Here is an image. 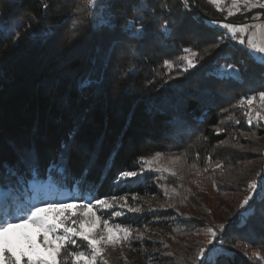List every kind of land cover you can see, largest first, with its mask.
Returning a JSON list of instances; mask_svg holds the SVG:
<instances>
[{"label":"trees","instance_id":"trees-1","mask_svg":"<svg viewBox=\"0 0 264 264\" xmlns=\"http://www.w3.org/2000/svg\"><path fill=\"white\" fill-rule=\"evenodd\" d=\"M197 2L198 8L195 0H188L187 7L183 0H105L104 15L114 27L88 29L85 35L96 41L92 45L100 48L98 56L93 49L86 53L75 46L76 51L59 62L58 46L47 44L41 36L49 29L59 36L74 0H0V161L16 165L22 150L30 149L43 169L57 159L61 145L75 133L76 148L68 167L76 178L88 168L79 195L130 200L154 194L157 188L159 192L161 186L154 173L130 178L121 177V172L135 171L139 157L178 152L198 140L193 164L205 171L203 181L209 187L225 191L233 179L224 178L215 167L229 170L246 158V152L240 154L247 146L241 133L255 130L259 138L264 137V120L249 123L248 104L238 103L241 97H257L264 91V75L239 51L238 42L220 39L225 35L222 24L245 22V17L229 19L209 0ZM133 18H141L133 32L144 25L142 40L124 32ZM130 43L132 48L125 49ZM183 48L198 55L185 54ZM181 56L192 59L195 66H188ZM165 60L173 61V66L166 67ZM228 64L239 72L238 77L220 75L221 67ZM82 81H88V87L81 88ZM228 145L234 150L225 148ZM261 162L259 169L247 173L245 166L238 167L244 171L238 184L256 174L258 180L264 177ZM20 167L23 170L24 165ZM8 179L6 172L5 182ZM33 191L38 201L44 200L45 191H27L24 186L18 194ZM240 195L236 192L237 198ZM248 195L222 209L215 225L209 222L216 232L205 248L209 264H264L244 251L247 246L264 254V203L254 197L241 207ZM143 218L154 219L151 226L156 227L168 222L160 212L122 221L136 225ZM196 264H202V258Z\"/></svg>","mask_w":264,"mask_h":264},{"label":"rangeland","instance_id":"rangeland-1","mask_svg":"<svg viewBox=\"0 0 264 264\" xmlns=\"http://www.w3.org/2000/svg\"><path fill=\"white\" fill-rule=\"evenodd\" d=\"M258 4H264V0H248L247 4H245L244 0H237L235 6H233V0H220V11H225L229 19H233L237 15L244 16L245 22L236 23L233 27L243 28L247 26V31L243 34L245 37L255 35L257 40H264V20L257 21L256 17L251 15L259 11L256 9V5ZM77 7L81 10L76 11ZM104 7L105 4L103 5V14L106 12ZM95 11L97 17H99L101 8H97ZM229 11L233 15H229ZM74 20L78 21L75 27H73ZM93 23L92 13L88 10L85 0H74V4L70 9V16L67 17L64 26L60 28L59 36H56V34L53 36L54 32L49 29L50 31L48 30L45 36L41 34V38L44 37L45 41L48 42L47 44L51 43L58 46L57 48L61 52L59 62L65 61L72 51H76L73 50L75 46L83 48V52L86 53L88 51L91 52L93 49V52H96V56H98L100 48L92 45L96 41L93 40L91 42V40L85 38L89 30L95 32ZM223 29L226 34L227 29ZM236 35L239 38L241 33H237ZM83 40H86L85 44H81ZM232 41L237 43L238 39ZM132 46L133 44L130 43L125 49L129 50ZM247 107V109L251 110V119L253 121L260 119L256 115L257 112L260 114L264 113V106L261 105L258 95L253 103ZM226 122H229V120H226ZM234 123L233 125H235ZM261 129L264 130V126ZM240 137L247 143V146L240 150V154L246 152L247 156L246 160L243 158L237 161L238 167L245 166L246 173L250 169H256V167L259 169L258 163L260 160L264 164V137L259 138L255 130L248 134L241 133ZM198 139L201 141V138ZM198 143L200 144L198 140H193L185 147L186 149H181L178 152H160L162 154L161 159L154 161L151 165L143 164L142 161L138 164V168L135 170L137 175L133 177L154 173L158 184L161 186L159 192L157 188L154 194L139 198L132 197L130 200L116 197L112 200L109 198L112 207L103 209V211L109 213L111 217L109 219L110 224L119 222L121 223V227L127 229V238L120 239V236L123 235L122 233H117L114 230L111 231L110 242L99 252L97 264H196L198 262L200 259L198 255L200 249L202 247L209 248L210 244L208 241L213 238L208 231L210 229L208 227L209 222L215 225L221 210L227 207L230 208L233 206V203L235 204V202L237 203L239 200H242L243 194L249 193L248 184L253 180L259 182L261 179L258 180L256 174L252 180L245 182L243 185L238 184L237 178L244 175L242 169L235 166L229 170H223L224 168L222 169L218 165L215 168L222 171L224 178L230 177L229 179H233L234 183L229 187L224 184L225 191L209 187L206 181H203V172L205 171H203L201 166H195L192 162L191 157ZM231 147L229 145L225 146L227 149L234 150ZM153 155H148L145 158H150ZM142 164L143 171H141ZM211 164L210 162L209 169L211 166L212 171L214 166ZM263 166H261V173H264ZM205 167L208 170L207 161ZM164 169L169 170L165 171ZM172 173H175V175ZM221 185L224 187L222 183ZM241 187L246 188L242 190ZM239 191L241 195L237 198L236 192ZM61 192L54 188L51 192L45 191L42 196L44 200L65 199V196ZM36 195L37 192L33 191L31 194L25 192L21 196L25 202L33 199V203H38L39 201L35 198ZM82 202L84 201H75L73 202V207L64 211L59 209L52 210L45 204H40V207L43 209L40 216L47 221L48 225L56 228V235H65V227H68L70 230L79 227L80 231L91 235L96 231L95 227L89 228L86 224L77 226L76 224L60 223L65 215H70L72 220H75L80 215L76 211V207ZM5 210H7V205H5ZM89 211V209H84V215H88ZM91 211H96V209L93 208ZM116 211L121 212L122 215H111ZM158 212L164 213L166 218L163 221H168L164 222L167 225L151 226L154 219L149 220L147 218H143L142 222L136 225L130 223L124 224L122 221L124 217H142L152 213L158 214ZM97 215H99V212H97ZM170 223L177 225H170ZM68 234L70 235L71 232ZM56 235L45 232L33 223H23L20 227H12L0 233V250L11 255L15 264H26V262L28 264H38L40 260L46 261L47 264H60L61 258L59 257L60 255H57V252L60 254L61 252L64 253V248H67L68 251H90L87 247L88 241L84 240L81 236L73 237L76 240V244H69L65 241L61 245L60 240L56 239ZM113 239L116 240L115 247L111 243ZM93 243L96 242L93 241ZM46 245L50 247H46ZM97 247H99L98 244ZM244 251L247 252L248 257L252 256L254 260L259 262L264 261V254L258 249L245 246ZM254 253L258 255H254ZM0 264H7V261L0 259ZM66 264H79V261L68 259Z\"/></svg>","mask_w":264,"mask_h":264},{"label":"snow or ice","instance_id":"snow-or-ice-1","mask_svg":"<svg viewBox=\"0 0 264 264\" xmlns=\"http://www.w3.org/2000/svg\"><path fill=\"white\" fill-rule=\"evenodd\" d=\"M185 6H188V0H183ZM245 4L248 3V0H244ZM105 0H85V4L88 7V10L92 13L93 18V27L97 31H103L106 28L111 29L114 26L111 23V19L107 18L103 14V5ZM209 3L217 7V10L220 9V0H209ZM237 0H233V6H235ZM260 8H264V4H258ZM47 7V5H45ZM166 7V6H165ZM101 8V14L97 17L96 9ZM76 11L81 9L77 7ZM233 15L231 11L228 13ZM141 18L129 19L125 26L124 32L130 38L142 40L144 38V25L141 24L140 28L133 32V29L136 28V25L140 23ZM78 21H73V27H75ZM222 28L227 29V33L220 37L221 40H237L241 48L239 51L243 52L249 59L252 64L259 66L262 69V75H264V40H257L256 36L245 37L243 34L247 31V26L243 28H235L231 24H222ZM162 30L167 33V28L162 26ZM259 31V29H257ZM237 33H241L239 38H237ZM230 34V36H229ZM246 48V51H245ZM183 53L190 54L192 57L198 55V53L192 51L190 48H183ZM180 59L186 60V63L190 67L195 66V62L192 59H188L187 56H182ZM164 65L166 67H172L173 61L165 60ZM186 70V69H184ZM220 75L223 78H234L239 76V72L234 69L232 64L222 66L220 69ZM88 81H82L80 87H88ZM259 96L261 105L264 106V91L257 93ZM256 99V96L241 97L239 100V105L243 106L245 103L251 105ZM226 111V110H225ZM249 116V123H251V110L249 113H246ZM257 117L264 119V116H261L259 112L256 113ZM76 148L75 145V133H70L68 139L61 145V150L58 152L57 159L52 161L47 167L41 169L38 157L35 152L30 149H24L20 153V163L16 165H9L5 161H0V233L5 232L7 229L12 227H20L23 223H33L45 232L56 235V228L54 226L48 225L47 221L40 216L41 211L43 210L40 207V204H45L49 209L56 210L59 209L64 211L73 207V202L75 201H84L77 205L76 211L80 214L75 220H72L70 215H65L64 219L60 221L61 224H86L89 228H96L91 235L85 234L79 230V227L76 229H69L68 227L64 228L65 235H56V239L60 240L61 245L67 241L69 244H76V240L73 239L74 236H81L84 240L88 241V249L90 251H68L67 248H64L65 255L61 257L60 264H66L68 259H74L79 261V264H97V257L100 251L110 242L109 237L111 231H116L117 233H122L120 239L127 238V229L121 227V223L113 222L109 223L111 218L109 213L103 211V209H108L112 207V204L108 198H99L96 196L83 197L79 195L80 185L84 182L88 174V168H84L81 171L80 177L76 178L68 167V162L70 160L73 150ZM162 154L157 152L150 158L139 157L138 162H143V164L151 165L154 161H159ZM20 164L24 165L23 170H21ZM143 164L141 166V171H143ZM155 170V169H154ZM168 171L169 169H164ZM9 177L8 181L5 182V173ZM175 175V173H172ZM137 173L134 170H125L120 173L121 177H133ZM260 175V174H258ZM14 178V179H13ZM71 179L72 184H69L68 181ZM53 185L57 189H63L61 192L65 196V199L62 200H40L38 203H26L21 195L18 194L21 186H24L25 190L31 191L33 189L37 191H46L50 192ZM68 189H71L69 191ZM249 195L245 197L242 202L241 207L248 205L250 200H253L254 197H259L261 202L264 203V177H261L260 181L253 180L248 184ZM75 192L76 194H73ZM112 200L115 197L111 198ZM120 199H124L120 197ZM71 201V202H70ZM5 205H7V210H5ZM98 206V207H97ZM250 207H252L250 205ZM93 208L96 211H91ZM84 209H89V214L84 215ZM131 210V209H130ZM99 212V215H97ZM111 215L121 216L122 213L116 211ZM213 239L216 237V232L211 228L208 230ZM71 232L69 235L68 233ZM95 241L96 243H93ZM112 246L115 247L116 240H111ZM209 244H212L213 241L209 240ZM97 244L99 247H97ZM46 247H50L46 245ZM206 249L201 248L199 252V257L202 258V264H209L208 257L205 255ZM57 255H60L57 252ZM232 255V254H229ZM254 255H258L255 254ZM0 259L7 261V264H15L11 255L7 252L0 250ZM28 264V262H26ZM38 264H47L46 261L40 260Z\"/></svg>","mask_w":264,"mask_h":264},{"label":"built area","instance_id":"built-area-1","mask_svg":"<svg viewBox=\"0 0 264 264\" xmlns=\"http://www.w3.org/2000/svg\"><path fill=\"white\" fill-rule=\"evenodd\" d=\"M256 9L259 10L256 13H252L251 15H254L256 17L257 21H262L264 20V14L262 13L264 11V8H260L259 6L256 5ZM228 43L230 42L228 39L226 40Z\"/></svg>","mask_w":264,"mask_h":264},{"label":"water","instance_id":"water-1","mask_svg":"<svg viewBox=\"0 0 264 264\" xmlns=\"http://www.w3.org/2000/svg\"><path fill=\"white\" fill-rule=\"evenodd\" d=\"M195 6H196V8H198V6H197V0H195ZM262 13L264 14V11ZM223 21H226V20H223Z\"/></svg>","mask_w":264,"mask_h":264}]
</instances>
